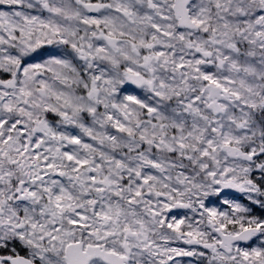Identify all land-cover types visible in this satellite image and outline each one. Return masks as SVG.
I'll use <instances>...</instances> for the list:
<instances>
[{"label":"snow or ice","instance_id":"6c2138e0","mask_svg":"<svg viewBox=\"0 0 264 264\" xmlns=\"http://www.w3.org/2000/svg\"><path fill=\"white\" fill-rule=\"evenodd\" d=\"M0 264H264V0H0Z\"/></svg>","mask_w":264,"mask_h":264},{"label":"water","instance_id":"95a60500","mask_svg":"<svg viewBox=\"0 0 264 264\" xmlns=\"http://www.w3.org/2000/svg\"><path fill=\"white\" fill-rule=\"evenodd\" d=\"M235 195H238V193H234Z\"/></svg>","mask_w":264,"mask_h":264}]
</instances>
